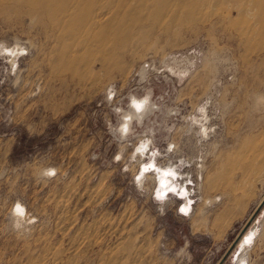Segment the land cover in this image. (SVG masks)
I'll return each instance as SVG.
<instances>
[{
  "label": "rangeland",
  "instance_id": "1",
  "mask_svg": "<svg viewBox=\"0 0 264 264\" xmlns=\"http://www.w3.org/2000/svg\"><path fill=\"white\" fill-rule=\"evenodd\" d=\"M129 1L86 44L0 0V264H264V54L238 0ZM152 164L180 171L165 198Z\"/></svg>",
  "mask_w": 264,
  "mask_h": 264
},
{
  "label": "bare ground",
  "instance_id": "2",
  "mask_svg": "<svg viewBox=\"0 0 264 264\" xmlns=\"http://www.w3.org/2000/svg\"><path fill=\"white\" fill-rule=\"evenodd\" d=\"M20 1L22 2L24 1L26 3L34 2V5L37 6L35 9L39 8L41 12L45 13V15L47 14L48 16H50L51 18L50 20H52V24L47 25L46 29H49L53 33L56 32L62 33L63 35L64 33L67 32L73 38L78 40L77 42L79 43L84 42L86 44H89L90 41L92 40L98 39V41H101L100 36H102V32L104 29L103 28L104 20H106L107 18L108 19L114 18L123 12L125 15L128 14V9L130 8V6H132V3H129L131 1L129 0H120L119 3L115 4L114 6H111V0H107V1L105 0H20ZM238 2H239L238 9L240 11V15L243 18V25H244L243 27H238L239 30L238 33H240V35L246 41L247 53L248 52L250 54L254 53L257 56H261L262 54H264V31L261 29V27H258L257 20L261 11H262V15L264 16V0H238ZM186 3H188V1L184 0L181 1L179 5H183ZM208 3L209 0L193 1V5H195L194 8L207 5ZM139 5L140 4H137V7ZM67 38H69V36ZM134 100L139 101L136 97H134ZM145 105H146V100H141L140 108L138 110L143 108ZM127 128L128 126L126 124L124 126V130H127ZM207 130L208 127L206 125H203V132L207 133ZM143 147L146 148V145H143ZM151 167H153L157 171L158 176L156 177V179L158 180L160 185L159 194L160 196L164 197L167 195V193L175 189L176 184L174 182V177H176L180 171L178 172V170H175L172 167L169 168L158 167L155 164H152ZM200 168H201L200 170H202L203 164L200 165ZM145 170L146 167L143 168V173H145ZM140 181H142L141 178ZM181 193H184V191H182ZM22 208H24V206L21 203L18 204L19 211L21 213H25ZM189 208L190 205L187 202V204L183 206V209L188 210ZM253 239H254V232L251 231V233H249L244 238V243L250 244Z\"/></svg>",
  "mask_w": 264,
  "mask_h": 264
}]
</instances>
